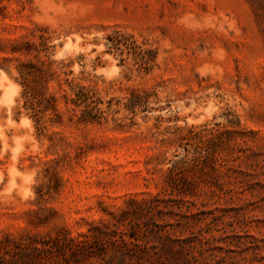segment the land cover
Instances as JSON below:
<instances>
[{"label": "rangeland", "instance_id": "1", "mask_svg": "<svg viewBox=\"0 0 264 264\" xmlns=\"http://www.w3.org/2000/svg\"><path fill=\"white\" fill-rule=\"evenodd\" d=\"M41 60L103 115L71 119L45 74L60 116L38 122L20 70ZM165 191L171 264H264V0H0V237L77 235Z\"/></svg>", "mask_w": 264, "mask_h": 264}, {"label": "trees", "instance_id": "2", "mask_svg": "<svg viewBox=\"0 0 264 264\" xmlns=\"http://www.w3.org/2000/svg\"><path fill=\"white\" fill-rule=\"evenodd\" d=\"M110 39L112 46L119 47V38ZM53 64L45 60L29 62L24 63L25 68L20 70L25 85L26 103L32 108L36 120L42 122L50 109L56 116H60L57 98L52 94L47 95L41 82L45 74L55 76L60 88L63 82L70 85L73 96H63L75 107L84 106L80 109V114H77L75 107H68L71 119L76 116L77 121L86 123L101 117L103 111L92 99L89 87L74 82L73 79L61 77L62 73L65 74L62 71L64 66L55 68L52 67ZM139 99V102L133 103V107L141 105L142 95H139ZM175 201L167 191L143 199L130 198L129 207L107 212L108 217L90 222L88 230L77 235L64 227L54 233L25 232L17 237L4 233L0 237V264H95L89 262L92 259L96 260V264H171L176 253L184 256V246L174 249L170 233L163 232L155 219L156 215H178ZM177 207L183 211L181 205ZM185 207L189 209V205ZM193 215L195 214L190 216ZM143 219L151 221L153 225L144 224ZM190 239L186 238L184 241ZM108 251H111V255L105 258Z\"/></svg>", "mask_w": 264, "mask_h": 264}]
</instances>
